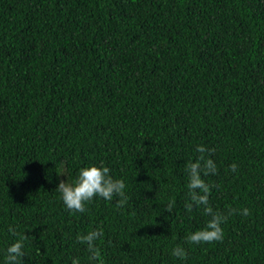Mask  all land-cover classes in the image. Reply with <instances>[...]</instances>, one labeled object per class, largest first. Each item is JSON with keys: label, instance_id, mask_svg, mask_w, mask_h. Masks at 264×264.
I'll list each match as a JSON object with an SVG mask.
<instances>
[{"label": "trees", "instance_id": "1", "mask_svg": "<svg viewBox=\"0 0 264 264\" xmlns=\"http://www.w3.org/2000/svg\"><path fill=\"white\" fill-rule=\"evenodd\" d=\"M198 145L211 207L250 215L190 245ZM101 165L127 204L70 212L59 183ZM9 227L23 264H92L76 238L97 228L104 264H264V0H0V264Z\"/></svg>", "mask_w": 264, "mask_h": 264}, {"label": "clouds", "instance_id": "2", "mask_svg": "<svg viewBox=\"0 0 264 264\" xmlns=\"http://www.w3.org/2000/svg\"><path fill=\"white\" fill-rule=\"evenodd\" d=\"M196 151L200 153L199 157L193 162L189 161L185 165L188 174V194L184 204L187 212L191 213L193 209H202L203 214L209 219L205 226L186 238L190 245L211 244L213 242H222L224 232L222 225L227 222L233 215H250L247 208L235 209L226 208L223 212L214 210L209 203V196L215 185H209L202 176L215 175L217 172L216 164L211 158H206L205 153L214 152L203 145H198ZM230 170L235 172L237 165L233 163ZM126 185L123 180L113 179L110 175V169L101 165L83 167L79 170L78 176L74 183H65L63 180L59 183L55 191H58L65 207L72 213H84L86 204L94 198H102L105 201H112L114 197L118 198L116 207L122 208L128 202L125 193ZM175 207L173 200L167 206L166 212H172ZM9 233L16 237L15 241L10 244L4 254V264H23L24 241L29 237L25 233H19L14 228L9 227ZM104 236L102 228H97L77 236V242L86 246L89 253V261L92 264H104L101 250L97 247L96 242ZM172 255L180 260L187 257L184 247L177 245L172 250ZM72 264H80L79 258L72 260Z\"/></svg>", "mask_w": 264, "mask_h": 264}]
</instances>
